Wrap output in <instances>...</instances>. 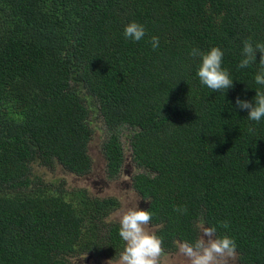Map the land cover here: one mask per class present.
<instances>
[{"label": "trees", "instance_id": "obj_1", "mask_svg": "<svg viewBox=\"0 0 264 264\" xmlns=\"http://www.w3.org/2000/svg\"><path fill=\"white\" fill-rule=\"evenodd\" d=\"M131 21L145 26L138 42L123 36ZM248 39L264 41V0H0V264L119 255L117 201L40 175L91 172L96 116L109 178L131 150L163 253L204 221L236 241L240 264H264V121L235 106L255 96V66L238 68ZM211 46L236 80L225 95L189 55Z\"/></svg>", "mask_w": 264, "mask_h": 264}, {"label": "clouds", "instance_id": "obj_2", "mask_svg": "<svg viewBox=\"0 0 264 264\" xmlns=\"http://www.w3.org/2000/svg\"><path fill=\"white\" fill-rule=\"evenodd\" d=\"M146 35L145 26L139 22L131 21L124 26L123 36L127 40L140 41ZM153 49L159 47V37L151 38ZM257 53L260 54L257 62ZM224 50L219 46H211L206 50L193 47L189 55L197 59L196 75L202 86L213 92H227L236 80L233 79L230 69L224 67ZM255 66L254 84L255 96L248 100L237 96L235 106L246 110L249 121L260 123L264 121V41L251 39L243 41L241 58L238 68L244 69ZM254 132V128H249ZM176 211L184 209L177 207ZM153 213L135 206L128 207L119 216L118 234L122 241V251L118 256V264H159L163 253V240L155 232L149 230L148 225ZM198 227L202 228L200 237L194 241H177L179 253L187 257L191 264H218L221 258L234 257L237 250L236 241L229 235H216L215 225H206L200 221ZM227 227V225H225Z\"/></svg>", "mask_w": 264, "mask_h": 264}, {"label": "rangeland", "instance_id": "obj_3", "mask_svg": "<svg viewBox=\"0 0 264 264\" xmlns=\"http://www.w3.org/2000/svg\"><path fill=\"white\" fill-rule=\"evenodd\" d=\"M93 120L91 124L94 134L88 151L93 161L91 172L84 177H80L67 173L60 167H56L54 169L41 171L40 175L42 179L46 181L63 182L70 197H74L76 191L83 189L88 191L92 196H97L102 199H115L117 203L112 208L109 220L119 224V216L122 215L128 207L135 206L138 203L140 208L144 209L145 203L143 204L142 198L133 189L131 181L132 177L138 173V171L132 162L131 150L129 146L126 145V162L123 172L117 178L111 179L108 177L106 162L102 152V144L107 136L105 126L99 117L96 116ZM124 142H126V140ZM148 228L150 231L155 232V228L150 225H148ZM120 251H122V249ZM118 256L114 258L105 255L100 257L88 256L85 259L77 260V262L81 264H118ZM159 264H191V261L177 250L174 253H162L159 258ZM218 264L240 263L235 254L234 257L221 258Z\"/></svg>", "mask_w": 264, "mask_h": 264}]
</instances>
